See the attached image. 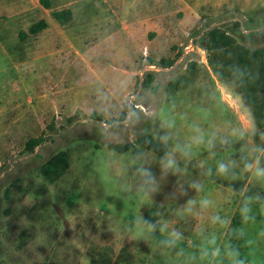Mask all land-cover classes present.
<instances>
[{
    "label": "rangeland",
    "instance_id": "374dc122",
    "mask_svg": "<svg viewBox=\"0 0 264 264\" xmlns=\"http://www.w3.org/2000/svg\"><path fill=\"white\" fill-rule=\"evenodd\" d=\"M193 2L50 0L45 10L38 0H0V264H165L143 242H119L112 231L118 219H131L130 211L123 215L132 201L119 189L118 169L150 126L131 119L143 112L138 97L150 89L141 83L151 74L166 102L189 111L201 101L200 86L211 83L231 116L244 121L248 114L225 90L203 33L219 27L247 49L264 47V0L253 10L222 8L209 17L203 10L197 17ZM64 9L72 21L60 26L52 13ZM40 20L47 29L28 34ZM165 60L174 63L162 68ZM190 64L195 67L187 70ZM251 108L264 127V109ZM37 137L43 143L27 152L25 143ZM61 151L69 168L49 183L39 168ZM246 186L243 179L232 185ZM149 210L155 207L140 212L146 218ZM239 224L233 216L232 226Z\"/></svg>",
    "mask_w": 264,
    "mask_h": 264
},
{
    "label": "clouds",
    "instance_id": "9594fccd",
    "mask_svg": "<svg viewBox=\"0 0 264 264\" xmlns=\"http://www.w3.org/2000/svg\"><path fill=\"white\" fill-rule=\"evenodd\" d=\"M247 76L233 66L224 84L248 114L244 121L231 116L211 83L200 86L201 101L191 111L166 102L159 91L138 97L143 112L133 110L131 119L150 125L141 135L143 145L153 147L138 146L118 169L119 189L132 201L123 214L130 211L131 219H118L112 227L119 242H143L165 264H264V127L239 91ZM242 179L251 187L234 189ZM142 207L155 211L145 218ZM233 216L239 217L238 227L232 226Z\"/></svg>",
    "mask_w": 264,
    "mask_h": 264
},
{
    "label": "trees",
    "instance_id": "16d2710c",
    "mask_svg": "<svg viewBox=\"0 0 264 264\" xmlns=\"http://www.w3.org/2000/svg\"><path fill=\"white\" fill-rule=\"evenodd\" d=\"M39 5L45 10L51 9L50 0H38ZM53 19L60 26H65L72 21V13L68 9L52 13ZM47 23L44 20H40L34 23L28 30V34L36 35L37 33L47 29ZM26 34L20 33L19 38L24 39ZM204 46L206 52L209 53L214 63V69L216 70L221 82L225 84L231 76V69L233 66H239L246 70L248 76L243 87L239 89L243 95L245 101L250 106L252 105L257 111L264 109V47L256 48L254 50L247 49L237 44L233 37L227 34L226 31L219 27H213L203 33ZM208 61V66L212 70ZM149 65H154L152 64ZM173 60L161 61L159 65L162 68H168L173 65ZM195 67L194 64L187 66V70H191ZM153 76L147 75L142 81L141 86L143 88L148 87L153 91H156V87L152 86ZM246 93V94H245ZM124 117V116H123ZM90 118L95 121H102L103 118L98 113L90 114ZM144 140V139H143ZM141 141V146L143 145ZM43 143L42 137L29 139L25 143V150L32 152L34 148ZM145 147L152 148V144H148ZM123 148H119L121 151ZM159 154V152H157ZM69 168V157L67 152L61 151L46 162H44L40 168L39 173L42 178L53 183L59 180ZM154 210H149L146 214V218L151 217V213Z\"/></svg>",
    "mask_w": 264,
    "mask_h": 264
},
{
    "label": "crops",
    "instance_id": "0c3cea01",
    "mask_svg": "<svg viewBox=\"0 0 264 264\" xmlns=\"http://www.w3.org/2000/svg\"><path fill=\"white\" fill-rule=\"evenodd\" d=\"M192 0H182V3L184 2V4H187L186 7H188V4L191 2ZM193 4L195 9L197 10V17H200V14L202 13L201 10H203V12H206L207 16H210V12H215V11H220V9L222 8H229V9H236V8H249L248 10H253V8L258 7L256 5V3L260 0H193ZM260 7H264V5L260 6ZM193 9V10H195ZM200 12V13H199ZM140 14V13H139ZM0 18H2L0 16ZM140 16H138V21L136 24L133 25L134 29H133V35H135L136 29L140 26ZM120 28L122 30V32H128L129 27L121 24ZM136 36V35H135ZM130 95V94H128Z\"/></svg>",
    "mask_w": 264,
    "mask_h": 264
},
{
    "label": "built area",
    "instance_id": "2783aa9c",
    "mask_svg": "<svg viewBox=\"0 0 264 264\" xmlns=\"http://www.w3.org/2000/svg\"><path fill=\"white\" fill-rule=\"evenodd\" d=\"M191 50H192V45L185 47L184 48V54H188L189 51H191Z\"/></svg>",
    "mask_w": 264,
    "mask_h": 264
}]
</instances>
